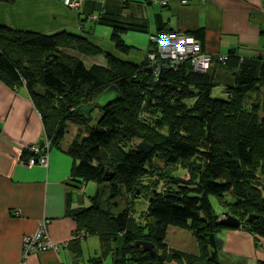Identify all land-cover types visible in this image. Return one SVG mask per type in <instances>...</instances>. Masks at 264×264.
I'll return each instance as SVG.
<instances>
[{"label": "trees", "instance_id": "obj_1", "mask_svg": "<svg viewBox=\"0 0 264 264\" xmlns=\"http://www.w3.org/2000/svg\"><path fill=\"white\" fill-rule=\"evenodd\" d=\"M96 4L97 23L111 27L117 51L129 55L132 47L122 35L146 27L129 25ZM158 30L142 61L135 62L81 34H49L0 19V82L26 88L50 149L73 159L78 183L97 185L90 206L69 211L77 224L73 236L101 241L99 255L86 264H224L218 234L234 229L221 224L226 214L257 245L264 240V51L256 57H241L237 50L208 55L203 32L187 34L210 58V68L199 72L190 60L159 57L157 39L170 31L162 23ZM112 86L122 98L99 109L93 125L92 117L76 115L79 106ZM216 88L224 97H214ZM121 195L126 205L116 209L113 201ZM140 200L145 203L139 209ZM169 227L200 238L202 256L170 249ZM137 242L152 243L154 255ZM75 252L79 261L80 248Z\"/></svg>", "mask_w": 264, "mask_h": 264}, {"label": "crops", "instance_id": "obj_2", "mask_svg": "<svg viewBox=\"0 0 264 264\" xmlns=\"http://www.w3.org/2000/svg\"><path fill=\"white\" fill-rule=\"evenodd\" d=\"M8 1L0 0V19L7 24L47 30L49 34L64 30L81 34L103 49L111 46L112 28L94 20L101 6L96 3H101L105 11L119 15L129 25L140 23L146 27V32L122 35L125 44L132 47L131 52L140 54L129 58L135 62L142 61L151 42L147 44L137 35L159 32L160 23L170 33L202 31L208 55L223 56L237 50L241 57H256L264 51V0H82L77 10H69L63 0ZM19 9L33 15L38 25H28ZM58 19L60 25L54 29L44 24ZM107 40L110 42L105 45ZM109 49L103 50L115 52ZM220 73L227 76L222 70ZM46 140L43 120L26 88H11L0 82V264H21L24 238L34 235L43 222H47L49 238L57 248L31 254L26 264H86L101 250L98 236L70 244L77 224L69 211L85 202L80 196L84 186L73 177V159L51 147L47 167L27 165L35 157L30 149H43ZM221 236L223 262L240 264V260L251 257L248 260L252 262L245 264L264 263V240L257 245L252 234L240 229H225ZM78 248L79 261L75 260Z\"/></svg>", "mask_w": 264, "mask_h": 264}, {"label": "built area", "instance_id": "obj_3", "mask_svg": "<svg viewBox=\"0 0 264 264\" xmlns=\"http://www.w3.org/2000/svg\"><path fill=\"white\" fill-rule=\"evenodd\" d=\"M63 3H66L69 7L71 6L73 9H76L73 5L80 8L82 0H63ZM157 41L158 55L162 60L173 62L190 60L193 62L195 70L199 72H205L211 66L210 58L200 54V45L190 36L180 33H168L160 35ZM49 149L50 141L47 140L43 149L38 146H33L30 151L35 155V157L31 158L27 165L30 167L38 165L47 167ZM82 235L73 236L72 240L83 239ZM56 248L57 246L49 238L47 232V222H43L39 230L34 235L24 238L21 264H26V261L31 254L53 250Z\"/></svg>", "mask_w": 264, "mask_h": 264}, {"label": "rangeland", "instance_id": "obj_4", "mask_svg": "<svg viewBox=\"0 0 264 264\" xmlns=\"http://www.w3.org/2000/svg\"><path fill=\"white\" fill-rule=\"evenodd\" d=\"M64 5L67 8H69V10H77V9H79L78 6H74L73 5V7L76 8V9H73L71 6H70L71 7L70 8L66 3H64ZM69 12L70 13L71 12L74 13V11H69ZM19 13H21L20 14L21 16H24V19H25V21L27 22L28 25H30L31 23H34V26L38 25V23H37L38 21L37 20L35 21L36 18L33 15H30L29 13H27V11H24V10L19 9ZM20 15L18 17H20ZM65 15H66V12L63 13V14H61L60 17H64ZM59 21H60L59 19L56 20V21H53L52 23H49V21H44V24L48 25L51 29H54V27H58L60 25V24H58ZM41 22H42V20H41ZM29 29H31V27ZM46 31L47 30H43L42 32L45 33ZM184 35H187V34H184ZM131 36H136V35H131ZM137 38L139 40H141V39L144 40V38H145L147 40V44H148V40L149 41L151 40V36H148V35H137ZM108 42H110V41L107 40L106 42H104V44L107 45ZM105 47L106 48H103V49L107 50L108 48H110L109 50L115 51L113 53H115L120 58L129 59V58H132L133 54H137L138 56L140 55V54L135 53V52H131L130 53V56L123 55L124 53L121 54L120 51H117L115 45L112 42H111V46L110 47H108V46H105ZM213 95L216 98H222V97H224V91L221 90L220 88H216L213 91ZM98 114H99V111L98 110H95L91 114V117H92V121L90 122L91 125H93L95 123V121L97 120V118L99 116ZM70 130H71V134L73 136L77 133V128H75V127L73 128V126L70 128ZM67 138H68V136H67ZM44 149H46V148H44ZM96 190H97V185L95 183H87L86 185H84V187L81 190V194H80L81 198H83L85 200L84 204H82V205H84L85 207L91 205V200H90L89 196L95 194L96 193ZM211 199H212L213 208H214L216 214L217 215H221L222 212H223V210L220 207V204L218 203L217 200H215L214 197H212ZM113 202H115L114 204L116 206L115 207L116 209H121V208H123L126 205V202L127 201L125 199V196L124 195H121L118 199L116 198ZM138 202L139 203H138L137 207L140 209L141 206H144L142 203H145V202L143 200H140ZM140 202H142V203H140ZM221 233L218 234V239L223 242ZM93 236L94 235H91L89 237L95 238ZM166 244L169 246L170 249H175L177 251L187 252L188 254H194V255H197L199 257L202 256L201 255V251L204 248V246H202V243L200 242V238L198 239L192 233L187 232V231H184V230H181V229L176 228V227H169L168 236H167V239H166ZM204 250H205V248H204ZM222 250H223V247L222 248H219V251H220V254L219 255L220 256L222 255ZM92 254H93V252H92ZM219 258L222 259V257H219ZM249 258H251V257H248V259ZM248 259H245V260L242 259L243 261L240 260L241 261L240 264H245L244 261H249L251 263L252 260H248ZM105 261L109 262L107 259ZM224 264H228L226 262V260H225Z\"/></svg>", "mask_w": 264, "mask_h": 264}, {"label": "water", "instance_id": "obj_5", "mask_svg": "<svg viewBox=\"0 0 264 264\" xmlns=\"http://www.w3.org/2000/svg\"><path fill=\"white\" fill-rule=\"evenodd\" d=\"M121 98H122V95H121L119 88L117 86H112L108 88L105 92H103L101 95H99L98 98L92 104L79 106L75 110V113L80 118H83L85 120H90L91 114L95 110L105 109L109 105L120 101ZM104 181H108V180L104 179ZM138 194L139 193L137 192V195ZM221 224L229 228H234V229L241 226V222L238 219L231 217L228 214H226L222 218ZM218 243H219V248H222L223 242L218 239ZM137 245L142 246V251L144 253L148 252L151 255H154L155 252H154V246L152 243L137 242Z\"/></svg>", "mask_w": 264, "mask_h": 264}, {"label": "bare ground", "instance_id": "obj_6", "mask_svg": "<svg viewBox=\"0 0 264 264\" xmlns=\"http://www.w3.org/2000/svg\"><path fill=\"white\" fill-rule=\"evenodd\" d=\"M94 20H96L95 17H94ZM159 36H160V35H159ZM151 38H152V37H151ZM173 46H175V45H173ZM113 104H114V103H113ZM109 106H110V105H109Z\"/></svg>", "mask_w": 264, "mask_h": 264}]
</instances>
